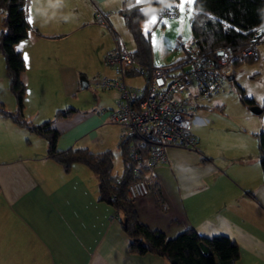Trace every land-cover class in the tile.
Listing matches in <instances>:
<instances>
[{
    "label": "crops",
    "instance_id": "obj_1",
    "mask_svg": "<svg viewBox=\"0 0 264 264\" xmlns=\"http://www.w3.org/2000/svg\"><path fill=\"white\" fill-rule=\"evenodd\" d=\"M123 1L29 0L31 28L28 36L15 44L25 59L21 73L26 85L24 115L34 123L52 119L60 132L58 149L78 146L103 152L112 149L110 137L114 144L120 137V126L110 122L111 107L104 98L77 96L80 88L85 89L81 87L82 75L88 88L97 68L105 73L111 69L109 77L114 78L113 68L91 67L89 78L87 70L82 73L68 61L71 49L65 48L64 42L87 26L108 33L110 27L98 23L96 13H108V17L121 13ZM173 1L177 7V0ZM62 41L66 59L60 66L53 57L60 55ZM259 44L264 55V37ZM114 48L97 45L95 51L100 52V60ZM182 48L179 58L186 52V46L182 44ZM132 73L138 72L130 71L127 76ZM0 81L9 83L7 70L0 71ZM66 93L78 101L72 107L76 110L68 117H55V109L66 106L67 102H61L67 100L50 98L67 97ZM119 95L118 91L115 99ZM214 100L200 108L195 118L196 149L169 146L167 163L156 168V191L134 199V208L141 222L168 237L189 227L204 237L226 235L240 247L235 264H264V180L259 150L249 155L241 148L238 157H230L219 145L217 149L211 143L203 145L195 128L200 130L207 119L222 118L227 107L224 100ZM5 101L0 100L7 110L15 111L16 103ZM242 106L249 112L250 107ZM260 120L254 121L255 128L250 131L262 128ZM121 220L120 211L99 200L98 178L87 165L74 162L64 171L48 157L45 138L0 113V264H169L154 252H131Z\"/></svg>",
    "mask_w": 264,
    "mask_h": 264
},
{
    "label": "trees",
    "instance_id": "obj_2",
    "mask_svg": "<svg viewBox=\"0 0 264 264\" xmlns=\"http://www.w3.org/2000/svg\"><path fill=\"white\" fill-rule=\"evenodd\" d=\"M153 1H156L153 3ZM160 0L135 3L124 0L121 13L125 25L135 43L130 52L136 62L152 71L153 60L149 39L140 27L143 19L153 10H158ZM29 0H0L3 11V28L0 31V53L4 56L9 75V89L15 97V111L7 110L0 102V113L9 117L18 125L26 127L47 141V155L69 171L72 163L87 165L98 178L99 200L112 205L122 213V227L129 236L128 248L131 252H154L164 256L169 264H235L240 256L238 243L226 235L204 237L189 227L173 237L163 231L152 229L139 220L134 208V199L127 196V184L133 177L132 164L127 149L120 146L124 168L120 175L113 174V152H93L85 147L57 148L60 132L52 125V119L34 123L24 115V95L26 85L21 80L25 68V59L15 44L28 36L31 25L28 20ZM195 12L191 18V31L198 52L209 55L212 48L230 44L239 50L253 39L264 37V0H195ZM183 59L179 58L176 62ZM254 58L245 57L235 62L236 67L243 61ZM174 62V63H176ZM136 72V71H134ZM235 73V71H234ZM242 104L250 107L257 104L253 97L246 95L244 88L232 78ZM264 112V100L260 104ZM75 108L58 109L55 117H68ZM261 112V113H262ZM259 150V162L264 180V124L255 133ZM157 201L162 205V199Z\"/></svg>",
    "mask_w": 264,
    "mask_h": 264
},
{
    "label": "built area",
    "instance_id": "obj_3",
    "mask_svg": "<svg viewBox=\"0 0 264 264\" xmlns=\"http://www.w3.org/2000/svg\"><path fill=\"white\" fill-rule=\"evenodd\" d=\"M158 13L176 18L179 9L173 0H163ZM108 16L98 11L95 20L111 27ZM260 40L253 39L239 50L230 44L216 46L205 55L198 52L192 39L181 61L173 66H154L147 73L117 39L114 50L104 56V63L113 68L115 77H99L94 84L99 89L115 88L120 94L108 112L109 120L120 126L119 145L126 147L132 164L128 197L136 199L156 191V168L167 163L169 146L196 149L193 125L199 109L232 90L235 62L245 57L257 59ZM130 71L145 76L140 89L127 83Z\"/></svg>",
    "mask_w": 264,
    "mask_h": 264
},
{
    "label": "rangeland",
    "instance_id": "obj_4",
    "mask_svg": "<svg viewBox=\"0 0 264 264\" xmlns=\"http://www.w3.org/2000/svg\"><path fill=\"white\" fill-rule=\"evenodd\" d=\"M139 1L146 4L149 0ZM194 3L195 0H177V8L179 9L178 17H164L158 13V10H153L148 14L147 18L143 19L140 23L143 34L150 41L153 66H173L174 62H176V60L182 55V44L187 46L192 41L190 24L193 13L195 12ZM3 14L4 13L1 14L0 9V31L3 28ZM153 17H155V22H152ZM108 19L110 20L112 27L109 26L110 28H108V25H104L107 27L109 34L97 26L79 28L69 40L59 43L62 44L61 53L60 55L56 54L53 58L58 60L60 66H63L66 59L63 52L64 45L67 49L70 47L71 51L69 52L68 61L70 59L71 64L74 65V67H77L82 73L88 72L89 78H91V67H110L104 63V56L100 57L99 60L98 57L100 52L97 53L95 51L97 45H103L106 48L109 46L115 47L118 39L123 49L130 52L134 51L135 43L131 33L125 25L123 15L120 11H117L112 16L108 17ZM52 47L54 49L56 48L55 46ZM262 47V44L258 45L259 59L243 61L237 67L235 76V80L244 88L247 96L253 97L258 105L264 100V55ZM56 67L59 66L56 65ZM85 70H87V72ZM0 71L6 72L5 59L1 53ZM106 71L107 72L105 73L101 68H97L94 72L95 76L91 79L93 82L90 84V87L85 89L80 88L77 93L78 98H104L106 102H108L107 106L109 108L114 107L115 100L117 99H115V97L117 96L118 90L115 88L103 90L96 88L94 84L96 78L112 76L111 69ZM127 75L128 73L126 74V81L129 85L139 89L144 85L145 76L142 73H132L130 76ZM3 82L4 81H0V100H7V102L11 100L16 103L15 97L9 89V83L3 84ZM66 96L67 97L59 95L51 97L50 99H53L54 101H64L66 99L67 101L61 102H67L66 106L62 107L61 105V108L59 107L60 109L74 107L78 104V101L76 102L75 99L71 97L72 95L66 93ZM214 99L212 100H224L227 107L222 118L214 119V121L212 118L209 120L207 119L201 124L202 127H200V130L195 128L199 137L201 135L203 145L208 146V144L211 143L215 149H217V145H219L226 150L230 157H238V151L240 150L241 153V148H246L249 155H256L258 152L257 139L255 133L250 131V128H255V125L253 124L258 118L264 123V112L259 114H254L250 110H248L249 112H244L242 102L240 101L235 86H233L229 93L214 97ZM69 102L72 105H70ZM8 104L9 103H6L7 107ZM81 106L83 105L81 104ZM55 110L57 111L58 108ZM248 113L250 115L249 117L247 116ZM112 129H114V127ZM112 129L109 128L110 131H112ZM109 141L113 152L112 171L113 174L120 175L123 172L124 162L119 147V139L115 144L113 143L114 139L112 137H110Z\"/></svg>",
    "mask_w": 264,
    "mask_h": 264
},
{
    "label": "water",
    "instance_id": "obj_5",
    "mask_svg": "<svg viewBox=\"0 0 264 264\" xmlns=\"http://www.w3.org/2000/svg\"><path fill=\"white\" fill-rule=\"evenodd\" d=\"M156 1H153V3H155ZM233 77V76H232ZM231 77V78H232ZM80 80H81V87L82 88H86L87 86H88V80L86 79V77L85 76H81L80 77ZM250 110L252 111V112H254V113H261L262 112V108H261V106L260 105H258V104H253V105H251L250 106Z\"/></svg>",
    "mask_w": 264,
    "mask_h": 264
},
{
    "label": "snow or ice",
    "instance_id": "obj_6",
    "mask_svg": "<svg viewBox=\"0 0 264 264\" xmlns=\"http://www.w3.org/2000/svg\"><path fill=\"white\" fill-rule=\"evenodd\" d=\"M137 2H139V0H137ZM152 22H155V17H153V21Z\"/></svg>",
    "mask_w": 264,
    "mask_h": 264
}]
</instances>
